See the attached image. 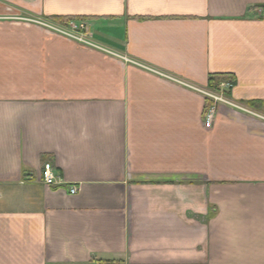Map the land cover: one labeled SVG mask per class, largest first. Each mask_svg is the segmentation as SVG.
I'll return each instance as SVG.
<instances>
[{"label":"crops","instance_id":"1","mask_svg":"<svg viewBox=\"0 0 264 264\" xmlns=\"http://www.w3.org/2000/svg\"><path fill=\"white\" fill-rule=\"evenodd\" d=\"M0 264H264V0H0Z\"/></svg>","mask_w":264,"mask_h":264},{"label":"built area","instance_id":"2","mask_svg":"<svg viewBox=\"0 0 264 264\" xmlns=\"http://www.w3.org/2000/svg\"><path fill=\"white\" fill-rule=\"evenodd\" d=\"M42 26L46 27L47 29H50L51 31H54L64 37L67 38H71L74 39L78 42H81L89 47L92 48H96L99 50H102L104 52L110 53L112 55L117 56L116 53L110 52L104 48H102L100 45L92 42L89 39V32L87 30L86 27L84 26H80V27H76L74 25H72L70 22L67 24V27H60V26H56V25H51L45 22H41L38 21ZM124 59V58H123ZM125 60V59H124ZM184 85H187L185 83H182ZM189 87H191L190 85H187ZM229 87V86H228ZM193 88V87H191ZM195 89V88H194ZM201 93H203L206 98H208L211 102V105H209V107L206 109L205 112V118H204V126L206 128H210L217 110V107L221 104H225L228 106H231L233 108L236 109H240L243 111H246L248 113L252 112L244 107H242L241 105H239L238 103H235L233 101H231L224 93L223 91H210V90H199ZM44 172H43V181L46 184H52L54 181V176L52 173V168L49 164H45L44 168H43ZM77 192V189L75 187H71L69 188V193L70 194H75Z\"/></svg>","mask_w":264,"mask_h":264},{"label":"trees","instance_id":"3","mask_svg":"<svg viewBox=\"0 0 264 264\" xmlns=\"http://www.w3.org/2000/svg\"><path fill=\"white\" fill-rule=\"evenodd\" d=\"M74 20L73 18H69V17H63V18H57V19H54V21L56 22H60V23H65V24H68L70 21ZM213 79V78H212ZM216 80V79H215ZM214 80V81H215ZM217 81V80H216Z\"/></svg>","mask_w":264,"mask_h":264}]
</instances>
